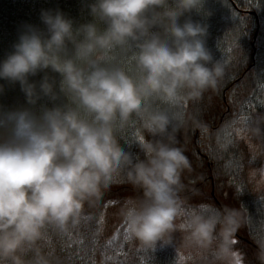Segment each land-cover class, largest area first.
<instances>
[{"label":"clouds","instance_id":"obj_1","mask_svg":"<svg viewBox=\"0 0 264 264\" xmlns=\"http://www.w3.org/2000/svg\"><path fill=\"white\" fill-rule=\"evenodd\" d=\"M207 2L85 0L88 22L42 9L43 28L22 27L0 60V81L19 84L25 97L23 105L0 104V264H53L42 244L49 230L77 226L85 204L118 173L143 193L121 210L141 247L173 244L180 217L184 239L207 253L208 264H237L241 211L186 210L179 196L190 169L176 146L191 118L184 106L215 89L224 72L207 46ZM133 121L151 137L138 153L120 142ZM248 131L264 137V116ZM257 244L264 264V239Z\"/></svg>","mask_w":264,"mask_h":264},{"label":"trees","instance_id":"obj_2","mask_svg":"<svg viewBox=\"0 0 264 264\" xmlns=\"http://www.w3.org/2000/svg\"><path fill=\"white\" fill-rule=\"evenodd\" d=\"M205 8L212 11L206 19L210 25L207 46L221 61L224 72L215 89L184 106L191 118L176 133V146L183 149L190 169L181 174L184 188L179 196L186 210L235 202L246 215L245 234L237 236L235 248L243 264H259L256 253L257 241L264 239V197L251 188L245 159L252 156L258 164L264 153L263 146L258 155L253 154L249 144L256 139L249 138L248 131L255 118L264 116V0H208ZM42 9H59L77 25L92 19L85 0H0V60L12 51L24 25L44 27ZM193 18L201 19L195 13ZM0 83L5 84L0 104L13 107L25 103L19 84ZM119 135L121 145L134 153L139 151L140 137L151 139L135 121ZM208 182L216 191L221 190L218 199L210 192L198 200L197 190ZM142 196V190L128 183L124 173H118L100 198L105 205L119 207L127 198L138 200ZM100 205L91 210L84 207L80 223L67 233L49 230L42 244L53 264H100L99 260L103 264H179L172 247L159 245L154 251L134 252L129 244L135 242L128 240L124 227L118 228L116 238L105 240L98 223Z\"/></svg>","mask_w":264,"mask_h":264},{"label":"rangeland","instance_id":"obj_3","mask_svg":"<svg viewBox=\"0 0 264 264\" xmlns=\"http://www.w3.org/2000/svg\"><path fill=\"white\" fill-rule=\"evenodd\" d=\"M260 116H263L262 114ZM258 116V117H260ZM249 138H255L256 141L253 144H249V147L251 151L253 152L254 155H258V151L260 147L264 146V137H257L254 136L253 134L250 135ZM260 155V153H259ZM252 156L247 157L246 160V169L248 172V178L250 179V184L251 188L253 191L259 196V197H264V153L260 155V160L259 163L256 164L254 163L253 159L251 158ZM199 195H198V200L202 195H209L210 192L218 199V195L220 194V191H216V188L211 187L210 183L208 182L206 186H203L199 190ZM127 197L124 196L123 198ZM129 198H127L128 200ZM101 202L102 206V211L100 213L99 217V227L102 229V235L103 238L106 240L107 239H112L116 238L118 228L124 227V231L128 233V240L133 239L135 242V245H130V248L133 249L134 252L136 251H145L147 249H144L139 245V243L131 236L129 229L127 228L126 223L123 220L122 217V208L123 206H108L105 205V201L102 202L101 198L99 200L93 201L89 205V203L85 204V208L88 210L94 209L98 203ZM230 207L237 208L241 211L242 214V222H241V227L238 229V231L235 234V240H239L237 236H244V231H245V223H246V215L245 213L241 210L239 206L235 204V202H231ZM101 210V209H100ZM182 218L178 217L177 218V229L173 233V244L170 245H164V247H172L177 255H178V262L179 264H208V259H207V253L204 252L201 249H198L192 245H190L185 239V232L179 227V225L182 223ZM236 244V243H235ZM160 244H157L156 249H158V246ZM235 247V246H234ZM237 253L239 254L240 257V264H243L241 254L239 251L235 248ZM132 254V252L130 251ZM103 264V260H99Z\"/></svg>","mask_w":264,"mask_h":264},{"label":"snow or ice","instance_id":"obj_4","mask_svg":"<svg viewBox=\"0 0 264 264\" xmlns=\"http://www.w3.org/2000/svg\"><path fill=\"white\" fill-rule=\"evenodd\" d=\"M143 138L140 137V140H142ZM237 264H240V257H239V254H237Z\"/></svg>","mask_w":264,"mask_h":264}]
</instances>
